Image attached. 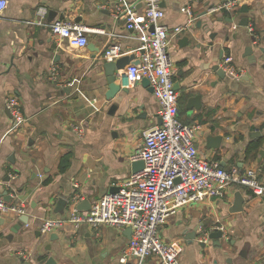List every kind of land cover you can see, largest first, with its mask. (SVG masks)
Returning a JSON list of instances; mask_svg holds the SVG:
<instances>
[{"label":"crops","instance_id":"1","mask_svg":"<svg viewBox=\"0 0 264 264\" xmlns=\"http://www.w3.org/2000/svg\"><path fill=\"white\" fill-rule=\"evenodd\" d=\"M120 1L133 6L143 24L138 0H7L0 20V197L6 192L10 203L24 204L28 221L10 233L20 216L0 215V264H45L48 258L54 264H118L128 244V227L66 223L48 234L38 230L42 219L67 214L74 194L82 197L86 211L116 188L132 172L130 158L141 133L159 124L158 103L141 80L126 87L127 93L105 98L108 85L99 54L119 43L120 57L137 58L147 34L143 28L128 30L122 18H113L112 5ZM225 1L160 2L162 23L169 30L182 28L168 46L178 116L184 124L198 125L194 143L200 156L229 172L258 169L264 180V53L257 54L264 47V0H244L232 14L214 11ZM39 6L47 9L42 25L32 23ZM241 6L248 12H240ZM244 17L253 35L239 26ZM59 20H79L90 30L85 48L74 49L51 35L48 24ZM251 40L254 62L245 55ZM220 48L241 71L239 79H221L212 71ZM51 66L71 86L52 83L47 77ZM7 95L20 102L24 122L18 126L4 108ZM195 96H200L199 110L188 109ZM112 104L116 108L110 113ZM78 123L84 127L81 138L70 129ZM215 137L221 138L218 147L208 140ZM62 157L67 166L60 171ZM237 191L242 210L233 213ZM60 199L66 201L62 213L57 209ZM216 230L222 238H208ZM159 236L179 248V264H264V199L230 187L222 198L181 207L159 228ZM143 264H156V258Z\"/></svg>","mask_w":264,"mask_h":264},{"label":"built area","instance_id":"2","mask_svg":"<svg viewBox=\"0 0 264 264\" xmlns=\"http://www.w3.org/2000/svg\"><path fill=\"white\" fill-rule=\"evenodd\" d=\"M243 1L227 0L214 11L232 14ZM138 2L143 6V24H140L133 6L124 2L113 4L111 12L113 18L124 20L126 29L143 28L147 33L141 38L138 48L139 65L127 66L119 73L124 87L146 79L159 106L160 123L141 133V141L130 158L131 161H141L143 167L117 184L116 191L92 202L87 211L77 209L82 197L74 194L67 202V214L42 219L38 230L41 234H48L66 223L75 227L86 224L94 229L103 224L128 227L130 239L120 253L118 264H143L148 257H155L156 264H179V248L163 242L159 236V228L177 210L209 198H222L230 187L246 188L254 197L264 199V180L259 178L258 169L229 172L198 154L194 143L198 125L184 124L178 116V93L174 89L173 64L168 53L170 38L182 28L169 30L162 23L164 12L161 0ZM6 5L7 0H0V20ZM186 14L191 17L190 9H186ZM46 15L47 9L39 6L32 23L42 25ZM245 27L253 35V27L248 23ZM48 28L55 39L65 40L74 49L85 48L88 44L87 33L90 30L78 23L59 20L48 24ZM120 55V44L112 43L101 52L100 58L110 62ZM219 65L233 78L239 79L242 75L228 55L222 57ZM47 77L60 88L71 86V82L59 80L55 66L49 68ZM92 103L96 100L93 99ZM4 108L14 126L24 122L17 96L7 95ZM70 129L77 138L83 136L82 123L73 124ZM25 213L24 204L8 203L0 197L1 216H23Z\"/></svg>","mask_w":264,"mask_h":264},{"label":"water","instance_id":"3","mask_svg":"<svg viewBox=\"0 0 264 264\" xmlns=\"http://www.w3.org/2000/svg\"><path fill=\"white\" fill-rule=\"evenodd\" d=\"M240 12L247 13L248 8L246 6H241ZM48 15L51 16L52 12H49ZM204 15H205V12H202L201 14H199V17H202ZM59 18L62 19L63 15H60ZM248 20H249L248 17L242 18L241 21L238 23L239 26L245 27L248 23ZM78 21L79 20H76V23H78ZM201 24H202V22L199 21L196 26L200 27ZM206 26H207V24H205V27ZM151 30H152V28H151ZM212 35L213 34H211V36ZM252 42H253V40H251L250 45L246 46V48H245V55L250 57V62L255 61V57L252 56V54H253ZM94 52H96V51H94ZM263 53H264V47H260L258 49L257 54H263ZM222 56H223V50L220 48L219 54H218L217 58L214 60V63L211 66V69L221 79H224V78L232 79L233 78L232 75L224 72L219 67V61L222 59ZM98 60H99V62H101L100 65L104 71L106 83L108 85V90L105 94L106 100L114 99V97L120 93H127V88L123 86L124 82H123V80H121V76L118 74V71L123 70L127 66H130V65L138 66L139 65L138 58H135L134 55H127V56L119 57L114 61L107 62V61L102 60L100 58V54H99ZM140 82L144 87H146L150 91H152V88L150 87L149 82L146 79H142ZM177 88H178V86L176 84H174V89L176 90ZM200 105H201L200 104V96H195V97H192L188 100L187 108L188 109L194 108V109L199 110ZM115 108H116V104H112L110 106L109 112L113 113ZM159 123H160V120H159ZM220 139H221L220 137H215V138H209L208 140L210 142H214V144H215L214 147H218V145L220 143ZM259 154L262 155V152H260ZM142 167H143V163L141 161H133L131 164L132 173L140 171L142 169ZM114 191H116V188H113L110 192H114ZM1 197L3 198V200L5 202H9V200H10V196L6 192H3ZM242 204H243V199L241 197L240 192L237 191L234 193V202L232 204L230 211L233 213L241 211L242 210ZM65 206H66V201L64 199L58 200L57 209L59 210V212L62 213ZM83 207H84V204H82L81 202H79L77 204V209L79 211H82L84 209ZM27 221H28V217L26 215L20 216L18 218V222L13 224L10 227V229H9L10 233H16L23 224L27 223ZM127 230L130 233V229L127 228ZM37 235H38V233H37ZM10 236H11V234L7 235L5 237V239L8 240L10 238ZM207 236L210 239L219 240L222 238V232H221V230H216L215 232L209 233ZM52 238H54V237H52ZM194 238H195V234L193 236H191V239H194ZM217 246H219V245H217ZM54 263L55 262L52 258H48L45 262V264H54Z\"/></svg>","mask_w":264,"mask_h":264},{"label":"trees","instance_id":"4","mask_svg":"<svg viewBox=\"0 0 264 264\" xmlns=\"http://www.w3.org/2000/svg\"><path fill=\"white\" fill-rule=\"evenodd\" d=\"M67 166V160L62 157L59 161V170L63 171Z\"/></svg>","mask_w":264,"mask_h":264},{"label":"bare ground","instance_id":"5","mask_svg":"<svg viewBox=\"0 0 264 264\" xmlns=\"http://www.w3.org/2000/svg\"><path fill=\"white\" fill-rule=\"evenodd\" d=\"M8 203H10V202H8ZM87 211V210H86ZM24 216V215H23Z\"/></svg>","mask_w":264,"mask_h":264}]
</instances>
